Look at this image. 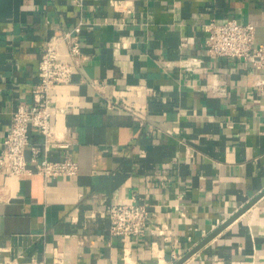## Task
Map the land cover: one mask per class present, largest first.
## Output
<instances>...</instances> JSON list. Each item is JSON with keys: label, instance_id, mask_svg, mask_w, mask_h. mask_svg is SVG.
<instances>
[{"label": "crops", "instance_id": "1", "mask_svg": "<svg viewBox=\"0 0 264 264\" xmlns=\"http://www.w3.org/2000/svg\"><path fill=\"white\" fill-rule=\"evenodd\" d=\"M130 2L123 13L109 0L83 9L74 0H0V149L18 101L32 99L47 38L82 19L89 55L75 76L79 99L53 119L69 147L50 150L69 152L79 173L0 169V264H124L107 208L133 198L165 233L133 237L128 264L177 263L251 202L181 264H264V97L254 87L264 69L212 57L204 28L233 16L253 22L264 43V0ZM136 85L144 125L105 105ZM31 139L43 135L32 128Z\"/></svg>", "mask_w": 264, "mask_h": 264}, {"label": "built area", "instance_id": "2", "mask_svg": "<svg viewBox=\"0 0 264 264\" xmlns=\"http://www.w3.org/2000/svg\"><path fill=\"white\" fill-rule=\"evenodd\" d=\"M74 2L83 9L85 0ZM109 3L123 13L133 9L130 0H109ZM83 24L84 20L80 19L73 27L47 38L45 51L39 61L38 75L31 91L32 99L18 101L2 141L0 169L7 173L37 172L45 178L79 173V161L69 152L55 158L51 156L50 150L51 147H69L70 140L64 132H59L53 127V119L58 114L68 112L77 100L76 86L81 83L75 76L89 57L82 45ZM204 28L207 31L208 52L212 57H236L264 69V43L256 42V26L253 22H243L233 16L224 20L212 18L204 24ZM194 60L186 61L188 69L198 67L194 65ZM254 87L257 93L264 97V75L255 80ZM144 96L143 87L136 85L120 97L106 95L105 105L107 108L116 107L124 113L134 115L144 125L148 120ZM32 128L43 135L41 141L31 139ZM107 213L110 218V232L123 239L124 264L129 263L133 237L145 234L150 228L161 234L165 233V227L150 224L152 211L145 201L133 198L130 202L111 203ZM173 254L176 257L178 255L175 251ZM8 263L17 264L16 261ZM35 263L41 264L40 261Z\"/></svg>", "mask_w": 264, "mask_h": 264}, {"label": "water", "instance_id": "3", "mask_svg": "<svg viewBox=\"0 0 264 264\" xmlns=\"http://www.w3.org/2000/svg\"><path fill=\"white\" fill-rule=\"evenodd\" d=\"M252 205L251 203H248L245 207H242L235 215H233L230 219L222 223L217 229H215L208 237H206L200 244H198L192 251H190L187 255L182 257L177 263L175 264H181L191 253L196 251L201 245H203L205 242H207L211 237L216 235L220 230H222L226 225H228L232 220H234L237 216H239L241 213H243L248 207Z\"/></svg>", "mask_w": 264, "mask_h": 264}]
</instances>
